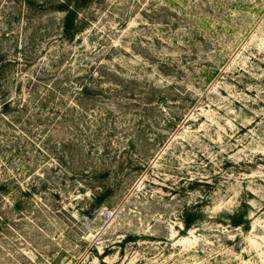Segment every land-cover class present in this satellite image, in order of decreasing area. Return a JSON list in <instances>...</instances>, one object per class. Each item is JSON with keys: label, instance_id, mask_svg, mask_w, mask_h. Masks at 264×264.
Segmentation results:
<instances>
[{"label": "rangeland", "instance_id": "obj_1", "mask_svg": "<svg viewBox=\"0 0 264 264\" xmlns=\"http://www.w3.org/2000/svg\"><path fill=\"white\" fill-rule=\"evenodd\" d=\"M60 2L0 0V264H264V0Z\"/></svg>", "mask_w": 264, "mask_h": 264}, {"label": "trees", "instance_id": "obj_2", "mask_svg": "<svg viewBox=\"0 0 264 264\" xmlns=\"http://www.w3.org/2000/svg\"><path fill=\"white\" fill-rule=\"evenodd\" d=\"M93 2L94 0H72V1L61 0L60 4L57 6V10L60 13L66 14L63 21V36L66 39L71 40L77 36L78 34L77 32H79V29L81 28L79 26L81 24V22H79L81 11L86 10ZM1 77H2V71H0V78ZM3 108L9 110L10 108L9 102L4 103ZM4 176L8 177L9 175L5 174ZM19 188L21 187H19V185H17L16 183H14V181L10 178L4 181H0V194L2 192H4L5 194L7 193V195L4 196L11 195L12 198L15 193V190ZM31 190H34V188H32ZM25 194H27V192ZM247 223L248 222L244 217H240L239 219L234 221V225L236 227L244 226ZM186 228L187 229L190 228V221L189 223H186Z\"/></svg>", "mask_w": 264, "mask_h": 264}]
</instances>
